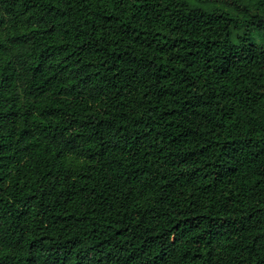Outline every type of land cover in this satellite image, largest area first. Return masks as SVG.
Wrapping results in <instances>:
<instances>
[{"label":"trees","instance_id":"obj_1","mask_svg":"<svg viewBox=\"0 0 264 264\" xmlns=\"http://www.w3.org/2000/svg\"><path fill=\"white\" fill-rule=\"evenodd\" d=\"M264 0H0V264H264Z\"/></svg>","mask_w":264,"mask_h":264},{"label":"rangeland","instance_id":"obj_2","mask_svg":"<svg viewBox=\"0 0 264 264\" xmlns=\"http://www.w3.org/2000/svg\"><path fill=\"white\" fill-rule=\"evenodd\" d=\"M263 37H264V33H263V35H262V34H260V33H258V32H254L253 35H252V38H253L254 40H257V41L262 40Z\"/></svg>","mask_w":264,"mask_h":264}]
</instances>
